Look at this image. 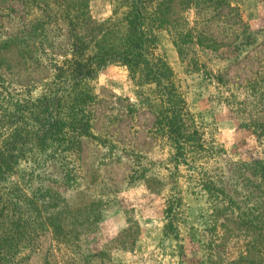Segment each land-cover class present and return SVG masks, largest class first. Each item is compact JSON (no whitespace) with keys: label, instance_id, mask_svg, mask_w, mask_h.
I'll return each instance as SVG.
<instances>
[{"label":"rangeland","instance_id":"obj_1","mask_svg":"<svg viewBox=\"0 0 264 264\" xmlns=\"http://www.w3.org/2000/svg\"><path fill=\"white\" fill-rule=\"evenodd\" d=\"M115 1L0 0V42L25 33L50 51L0 52V107L43 91L68 18L100 21ZM190 1L155 23L148 52L183 97L185 142L157 133L153 84L101 69L86 90L89 135L31 147L0 183V264H233L247 242L264 264V0ZM235 220L253 227L232 231Z\"/></svg>","mask_w":264,"mask_h":264},{"label":"trees","instance_id":"obj_2","mask_svg":"<svg viewBox=\"0 0 264 264\" xmlns=\"http://www.w3.org/2000/svg\"><path fill=\"white\" fill-rule=\"evenodd\" d=\"M190 2L122 0L111 3L107 17L100 21L89 11L81 20L74 16L68 18V49L62 55L60 66H56V61L48 60L52 77L44 84L43 91L31 101L10 100L7 107H0V183L31 147L61 146V135L66 130L89 135L91 116L84 108L88 98L86 90L97 72L112 64L124 66L133 85H154L159 101L155 122L157 133L166 135L174 143L185 142L188 135L183 122L189 115L183 97L168 64L151 57L148 52L156 47L154 31L158 26L162 29L161 23L171 24L168 13ZM84 4L87 7L86 1ZM151 4H154L152 14L148 8ZM26 37L25 33H9L0 42V52L14 51L16 55L21 47L18 44H24L22 49L28 58L31 59L32 53L38 50L47 59L46 54L50 51L43 50L41 43L36 47L28 45ZM233 222L232 231L244 229L242 225L253 227L252 221ZM6 239L4 236L0 240L4 248L9 245ZM246 248V254L233 264H260L263 261L248 242Z\"/></svg>","mask_w":264,"mask_h":264},{"label":"crops","instance_id":"obj_3","mask_svg":"<svg viewBox=\"0 0 264 264\" xmlns=\"http://www.w3.org/2000/svg\"><path fill=\"white\" fill-rule=\"evenodd\" d=\"M103 18H101V20H102ZM176 61V58L175 57H173V56H171V59H170V63H171V65H172V67H173V69H175V66H176V63H173V62H175ZM176 71V70H175Z\"/></svg>","mask_w":264,"mask_h":264}]
</instances>
